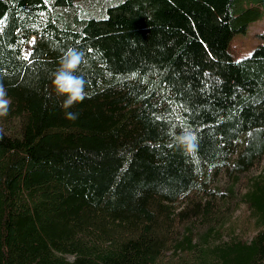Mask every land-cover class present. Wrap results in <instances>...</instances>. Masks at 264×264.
<instances>
[{
  "label": "trees",
  "instance_id": "obj_1",
  "mask_svg": "<svg viewBox=\"0 0 264 264\" xmlns=\"http://www.w3.org/2000/svg\"><path fill=\"white\" fill-rule=\"evenodd\" d=\"M263 14L264 0H0V264H264V177L238 189L264 160V41L239 58L229 44ZM69 48L86 95L65 109L51 80ZM237 206L252 221H226Z\"/></svg>",
  "mask_w": 264,
  "mask_h": 264
},
{
  "label": "clouds",
  "instance_id": "obj_2",
  "mask_svg": "<svg viewBox=\"0 0 264 264\" xmlns=\"http://www.w3.org/2000/svg\"><path fill=\"white\" fill-rule=\"evenodd\" d=\"M83 62L82 53L69 48L60 57L59 65L51 80L55 95L63 97L62 107L67 109L85 98V82L76 75ZM12 100L3 84H0V118L8 116ZM68 120L77 119V113L67 112ZM4 135V129L0 127V138ZM175 143L186 155L194 154L198 149V136L195 131L185 128L174 137Z\"/></svg>",
  "mask_w": 264,
  "mask_h": 264
},
{
  "label": "rangeland",
  "instance_id": "obj_3",
  "mask_svg": "<svg viewBox=\"0 0 264 264\" xmlns=\"http://www.w3.org/2000/svg\"><path fill=\"white\" fill-rule=\"evenodd\" d=\"M264 41V14L251 21L244 30L238 31L232 34L229 44L230 49L235 58L245 56L251 52V50L261 44ZM33 42V37L29 39V43ZM262 175L264 177V160L255 168L250 169L247 174L244 176L245 182L238 186L242 188L245 186L246 181L251 182L253 177H259ZM239 195V194H238ZM239 197V196H238ZM232 219L227 218L226 221L234 222L236 225H239L243 220L247 219L252 221L250 212L245 210L243 206H237V210L234 212Z\"/></svg>",
  "mask_w": 264,
  "mask_h": 264
}]
</instances>
